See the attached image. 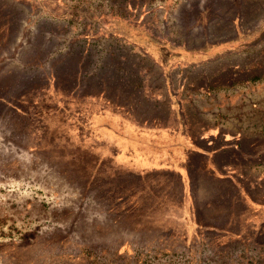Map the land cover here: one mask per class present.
I'll list each match as a JSON object with an SVG mask.
<instances>
[{
  "label": "rangeland",
  "instance_id": "obj_1",
  "mask_svg": "<svg viewBox=\"0 0 264 264\" xmlns=\"http://www.w3.org/2000/svg\"><path fill=\"white\" fill-rule=\"evenodd\" d=\"M237 29H264V0H0V97L39 121L6 118L0 107V264H264V156H252L264 141V31L210 61L177 55L169 70L188 133L208 138L196 144L242 148L218 157L251 197L249 209L237 207L239 234L192 230L178 219L188 189L208 218L204 201H218L219 190L233 196L229 181L213 184L196 170L190 187L175 170L140 180L130 156H114L83 123L107 109L108 119L126 118L129 109L133 121L174 125L163 54L136 32L176 52L235 38ZM17 55L41 62L22 73L11 64ZM43 133L48 147L28 152ZM164 142L158 169H176L172 145H183ZM228 201L212 207L229 209Z\"/></svg>",
  "mask_w": 264,
  "mask_h": 264
},
{
  "label": "crops",
  "instance_id": "obj_2",
  "mask_svg": "<svg viewBox=\"0 0 264 264\" xmlns=\"http://www.w3.org/2000/svg\"><path fill=\"white\" fill-rule=\"evenodd\" d=\"M263 31L264 29L260 32L249 34L237 29V32H241L246 35L244 38L241 37L240 39H246L247 37H253V39L257 37L259 38ZM196 55L197 54L190 52L183 53L184 58L188 61L192 60ZM169 70L170 69H168V72L164 73V75L167 85L166 99L168 101V116H170L171 119L173 118V126L170 123L162 124L157 120L133 121L129 115V109L125 113L128 117L125 118L122 114V116L118 115L119 117L116 116L113 120L108 119L107 116L111 115H109L110 112H108L107 109L106 112L98 114L93 119L92 126L93 128L99 130L102 141H106V144L115 148V152L113 153L114 156L122 155L127 158L130 156V159L126 161L134 165L133 169L136 173H134V175L140 178V180H144L142 178L143 176H146L147 173L159 170H175L174 172H176L180 177H183L185 174L184 170H187L188 167L192 166L195 159H199L202 162L203 169H208L209 167L214 168L219 177H221H218L216 180H212L214 184L226 183V181H229L233 185L234 195L229 198V209L220 210L217 207H212L217 206L216 204H219L220 201H214L209 198L208 201H204V205L207 204L208 208H211V215L208 218H200L198 213L200 206L197 202V197L194 196L190 188V190L188 189V192L186 193V197L189 200V207H184L182 212H180L181 214L178 216V219L184 220L186 225H188L192 230H199L204 227L203 229H212L225 234H239L240 232H235V227L244 218L241 219L243 213L241 212V209L237 210V207L240 206L243 209H249L250 206L248 204L250 203L251 197L249 196L247 190H245L244 185L240 184L239 180L235 179V177L230 174L232 171L229 170L228 174L225 173V170H223V164L218 162L220 154L228 149L235 150L236 147L228 145L214 148L213 143L206 142L205 144L210 143L207 144L209 148H203L202 146L196 144L197 142L205 141L208 138L201 135L194 136L188 133L186 121L184 120V116H182L180 110L181 104L177 101L176 94L173 91ZM119 113L120 112L118 111L117 114ZM220 138L224 139L223 137ZM169 140L173 142L179 141V143L183 145L182 147L172 145L173 156H180L177 167L176 169H174L175 167L172 169L167 167H161V169H158L162 162L159 161L158 157L165 155V153L157 150H160L159 148L163 149L164 146L168 144L164 141ZM234 140H237V138ZM188 141H190L193 146L184 144V142ZM185 181L186 180L183 177V179L179 180V184H182V187H185ZM218 198L219 197L216 199Z\"/></svg>",
  "mask_w": 264,
  "mask_h": 264
},
{
  "label": "trees",
  "instance_id": "obj_3",
  "mask_svg": "<svg viewBox=\"0 0 264 264\" xmlns=\"http://www.w3.org/2000/svg\"><path fill=\"white\" fill-rule=\"evenodd\" d=\"M202 25H203V23H202ZM133 27L135 28V26H133ZM199 28L190 27L188 29L189 30H198ZM206 31H207V27H203L201 33L207 34ZM135 34L137 36L136 40H138V42L140 41V42L148 44L147 45L148 47H152V49H154L159 54H160V50H161L163 55H161L160 60H161V63H163L164 73H167L168 69H170V62L172 61V59H175L177 55L184 57L183 56L184 52H190V53L198 55V56L196 55L192 60H189L192 63H195V62L198 63L201 61H210V60H213L215 57L224 54L223 52L227 51L228 49L233 48L236 50L237 48H240V47H242V45H245L247 42H249V41H247L248 39H253V37H247L246 39H240L241 37L244 38L246 35L244 33L237 32V37H235V38H227V40H224L222 42H212L210 40H206L201 45L195 46L194 49L186 48L183 51L181 49L179 51L174 52V49H172L170 46H162L158 40L145 36V34L141 31L136 32ZM37 49H39V51H40L41 50L40 46H38ZM19 50L20 49L18 48L16 50V52ZM171 52H173V53H171ZM46 54H47L46 60L49 61L50 60L49 56H51V55L49 53H47V51L44 53L43 58ZM2 59H4V58L2 57ZM6 59H4L3 61H5ZM10 59L14 60V62H12L11 64H13L14 66H17V67L19 66L21 68V70H23L22 73L37 70L38 64H40L39 62H41V58H38V57H36L34 60L30 61V60H27V58L22 60L19 57V55H17L16 57H12ZM0 62H2V61H0ZM51 76H52L51 72H49V74H45V79L47 82H51V79H52ZM207 88L211 89L213 87H212V85H208ZM22 94H24V93H22ZM20 96H21V98L24 97V95H20ZM17 102L19 103L20 101L17 100ZM32 105H33L32 109L34 110L36 105H38V102H34ZM0 107L4 110V114H5L6 118L17 119L18 122L23 121L26 124H28V122H30V125L32 122L34 123V122L38 121V120H36V121L34 120L35 118H34V116H32L34 113L32 115L26 114L25 111H23L19 105L12 104L8 99H6L4 97H0ZM63 107H64V105H63ZM63 107L61 106L60 109L63 110L64 113H67V112L69 114L71 113V110L68 107L67 108H65V107L63 108ZM98 114L99 113H93L91 118L87 122H83L85 127L87 128V130L86 129L85 130L88 133H92V131H91L92 121ZM28 115H30V116H28ZM74 116L76 119H78V116H79V119H81V116L79 115V113H77V114L75 113ZM80 126H83V125H80ZM40 128L42 131L43 128L42 127H40ZM77 129L80 130L79 127H77ZM38 131L40 133V129ZM40 136H41L39 138L40 143L38 144V146L34 147L32 149L28 148L27 149L28 152H32V153H34V155H36L37 152L43 151L46 149V147H48L46 145L47 141L45 140L44 133L41 134ZM190 146H193V144H191ZM234 146L236 147V150H238L239 152L241 151L242 148L239 147V145L236 144ZM263 146H264V141L259 143V146H258V144L253 145L252 150L255 148L254 151L256 152L255 153L253 151L255 153L252 155L254 158L259 157V156H264V148H261ZM240 155H244L246 157L249 156V154H244V153H240ZM195 170L199 172V175H201L203 177L211 178L212 180H216L219 177L217 171L214 168L209 167L208 169L207 168L203 169L202 162L199 159L198 160L195 159L193 162V165L188 167L187 170L186 169L184 170L185 174L183 175V177L186 180L185 183H187L188 185L191 182L190 175L192 174V171L195 175H198V174H196ZM178 177H179V180L183 179L182 176L181 177L178 176ZM219 178H221V177H219ZM212 183L214 184V182H212ZM219 185H222V183H220ZM189 187H190V185H189ZM225 188H227V187L224 186V189ZM217 197H219L218 200L220 201L219 202L220 205H225V200L226 199L229 200V198H230L228 190L225 192H224V190H219ZM216 205L218 206V204H216Z\"/></svg>",
  "mask_w": 264,
  "mask_h": 264
}]
</instances>
